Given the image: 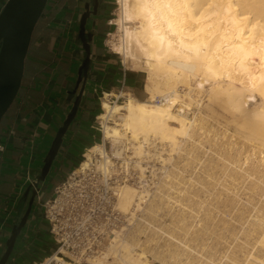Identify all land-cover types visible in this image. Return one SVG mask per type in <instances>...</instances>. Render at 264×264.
Listing matches in <instances>:
<instances>
[{"label":"bare ground","instance_id":"1","mask_svg":"<svg viewBox=\"0 0 264 264\" xmlns=\"http://www.w3.org/2000/svg\"><path fill=\"white\" fill-rule=\"evenodd\" d=\"M119 1L123 7L122 17L124 22L122 29L124 31V42L121 43V47H117V51L120 50L119 52L124 55L125 62L130 61L138 66H141L140 63H144V69L147 73V84L145 88L149 97L144 100H139L132 96H127V100L119 104H110L108 97L103 98L101 103L103 112L98 115V119L102 120L103 123L104 140H108L113 144L112 152L118 157L122 154L121 147H126V142L129 141L131 148L133 149L132 151L137 159L142 158L146 154V148L151 144V141L154 140V142H157L158 140L160 144L162 142L163 145H167L170 148V150H168L169 157L166 158V160L162 158V154H159L161 159L168 163L169 160L171 162L173 159V153H179L180 155L181 152L186 151L189 157L195 154V149H201L198 144H196L195 136L205 133L210 134V132H208L211 130H209L207 116L198 112L193 113V117H190L192 106H199L200 102L203 101V98H206L212 106L220 105L227 109V111L230 112L231 121L237 126L236 133H231L228 129H225L222 132L221 136H224L223 138L228 137L229 140L227 139V141L225 139L227 145L222 142L224 144L222 152L216 148L217 146L215 148L220 152L213 148L215 150L213 153L217 155L218 160L216 159L217 161H215V159H212L214 162H212L213 164L210 163L208 167L212 164V168L214 166L216 169V164L218 163L222 166H220V168L225 172L229 171V167L232 168V173L229 175L230 178H227L232 179V181H235L236 178L240 179V177L238 178L235 176L238 175L235 174L238 173L236 171L238 169L241 171L239 174L241 178H243L241 179L242 183L244 182L245 184V181L248 178L253 179L250 180V185L252 186L250 191L253 192V195H255V193L258 194L257 196L260 197L258 201L261 205H257L258 207H255V211L252 210L256 213L255 216L251 217L254 219L252 220L253 222L251 221L252 223L250 222V231H247L246 234L243 232L246 239L248 236L253 237L255 235L253 238L256 248L252 245V249L255 248L254 251L247 249L244 253V259L242 262L239 261L240 258L236 257V255L232 256L231 254L232 257H230L227 255L228 253H226L228 256V262L226 264H264V0ZM182 86H185V89L188 91L182 89ZM185 98L189 101L186 102L184 100ZM157 99H160L161 101H158ZM108 120L112 122H107ZM216 133L218 132L212 134L215 137L211 138L214 142L217 136ZM207 139L210 140V138ZM183 141H192L196 145H193L192 148L189 149L186 148L187 150H185V148L182 147ZM199 145L201 144L199 143ZM193 147L195 149H193ZM234 151L237 153L236 156H232ZM90 152H99L105 158V151L101 149L99 144L92 147ZM91 155L92 154L89 153L87 154L88 159L91 158ZM160 157L157 156V158ZM219 161L222 162L219 163ZM87 163H89L88 160L84 161L83 166H87ZM136 163L137 166H139V169L143 170L142 166H140L141 162L136 161ZM108 165L109 161L104 160L100 165V169H103L108 173L110 171ZM167 173L165 172L164 174ZM171 173H173V171ZM213 173L214 172L210 174ZM210 174L207 175L210 177L212 176ZM221 174L223 175V173ZM226 174L228 175L229 173ZM176 176L177 175H172L173 178ZM167 180L166 183L168 182ZM237 181L238 180H236V182ZM175 182L173 183L172 181L173 185L177 184ZM169 185L166 186V188H168ZM250 185L248 182L247 187ZM182 187V190H179L178 188L175 189L181 191L179 193H183L186 191L184 189L186 186ZM178 190H176V192ZM164 191H166V189ZM118 193V205L121 211L125 214H130L135 206L139 208L140 204L138 201L147 202L145 200L148 193L137 190L134 186L129 184L120 186ZM186 194V197L182 196L179 198L176 196L170 197L171 194L169 195L168 193V195L166 194L167 196L164 195L166 198L164 200H166V202L172 200V203L174 201V203L180 207L178 209L181 213L178 212V214L173 215L172 218L174 217L175 221L177 219L176 223L179 222L180 226L182 225L180 228H183V232L187 234L189 227L184 224L189 223L190 221H187L191 219V217L192 219L194 218L193 216L188 215L189 212L193 211V208L191 209L187 206V203L188 201H191V203L189 202L190 205H194L197 198L194 201V196L193 199H191L192 197L190 194H188L190 197ZM261 197L263 199H261ZM160 198L163 199V196L161 197L160 195L159 199ZM183 199H186L187 203H184ZM249 199H251V197L248 198V201ZM161 201L165 202L163 200ZM197 202H199V200H197ZM240 202L241 200L239 203ZM205 203L206 202L202 204ZM149 204V207L147 206V211L148 215L152 216V213L155 212L156 209L153 208L155 207L153 206L154 202ZM169 204L171 205V203ZM192 205L191 207L195 206ZM199 205L196 206L198 207ZM254 205L255 203L252 204V207ZM242 206L244 205H241V207ZM248 206H245V208H248ZM157 207H159V205H157ZM241 211L243 212V210ZM244 211L246 212V209ZM245 212L243 213L245 214ZM192 214L195 216L196 212ZM192 214L190 213V215ZM252 214L250 213L251 216ZM209 216L211 217V215ZM209 216L206 217L210 219ZM249 216L248 220L250 219ZM196 217L201 219L199 214ZM214 219L216 220V217ZM192 222H196L195 218ZM159 227L160 226L154 227V235L152 236H156L157 233H165L167 235L165 236L168 238V243H166V245L168 244V249L162 248L163 250L157 251L156 253L157 258L155 257V259H159L160 261L158 262H161L160 264H220L222 262V259L220 260L218 257L217 258L220 262H215L216 258H212L215 254H212V256L209 257L203 255L202 252L200 253V251L198 252L193 249L192 246L180 238L183 237L184 234L177 235L172 233L174 231L176 232V229L174 231L165 230L166 233ZM210 230L212 231V229ZM191 235L194 234L192 233ZM196 236L197 235L193 236L195 237L194 239H197ZM153 239H151V242H153ZM194 239L187 240L188 242L191 241L193 244L195 242ZM245 243L248 244L247 240ZM245 243L242 242V245H247ZM148 244H140V238L124 240L116 235L108 246L107 251L95 257L94 260L91 261V264H108L111 255L115 258L118 264H149L147 260L148 255L146 254L147 251H149V248L146 247ZM197 245H200V243L198 242ZM201 245H204V243ZM137 247H139L141 252L136 250ZM244 247L245 246H242L241 249ZM206 252H208L207 249ZM63 264L73 263L63 262ZM109 264H112V262Z\"/></svg>","mask_w":264,"mask_h":264},{"label":"crops","instance_id":"2","mask_svg":"<svg viewBox=\"0 0 264 264\" xmlns=\"http://www.w3.org/2000/svg\"><path fill=\"white\" fill-rule=\"evenodd\" d=\"M74 5L73 0H59V4L53 7L49 0L33 32L19 95L0 124V144L5 147L0 151V259L6 253V242L12 229L11 202L21 184L32 177L41 159L38 147L52 124L57 107L65 110L75 98H71L72 93L65 94L74 79H68L74 61L71 60L73 50L69 52L71 43L65 29L76 13ZM62 24L63 27L58 26ZM139 78L127 74L112 53L98 43L91 56V72L80 106L62 142L60 164L61 168L66 165L68 169L59 176V159H56L50 174L51 177L55 173L59 179L55 185L79 164L85 149L100 140L95 124L101 112V92L112 93L123 82L135 90L140 87ZM126 94L134 96L131 92ZM52 194L48 192L44 201ZM41 207L42 204L34 210L6 264H40L53 254L56 246Z\"/></svg>","mask_w":264,"mask_h":264},{"label":"rangeland","instance_id":"3","mask_svg":"<svg viewBox=\"0 0 264 264\" xmlns=\"http://www.w3.org/2000/svg\"><path fill=\"white\" fill-rule=\"evenodd\" d=\"M74 1V6H76V1L75 0H73ZM50 2L52 3V5H53V7H56L57 6V4H59V0H50ZM102 7H103V10H102V14H103V17H104V26H103V28L102 29H105L104 30V34H103V36H102V38L100 39V41H98V43H102L103 45H104V47L108 50V51H110L111 53H112V55L115 57V59H116V61L117 62H119L120 64H121V66H122V68H125V71H126V73L127 74H131V75H138V76H140V78H139V80L141 81V83H140V87L139 88H137V89H135V90H131V89H129L128 88V85L125 83V82H123L124 83V90H125V92H131L134 96H132L131 94H124L125 95V99H124V101L123 102H125L126 100H127V96H132V97H134V98H139V100L140 99H142V100H144V99H147L148 97H149V95L147 94V92H146V88H145V86H146V84H147V73H146V71H145V69H144V63H140V65L141 66H138L137 64H133V63H131L130 61H126L125 62V59H124V55L121 53V52H119V51H117L118 49H117V47L118 46H120L121 47V43H123L124 42V38H123V35H124V31H123V29H122V27H123V22H124V19H123V7H122V4L120 3V1L119 0H103V5H102ZM76 9H77V7H75ZM75 9V12L77 11ZM76 16V13L74 14V17ZM74 17H73V19L72 20H69V22H68V24L66 25V32H67V34L69 35L68 36V41H70L69 43H71L70 45H69V52L70 53H72V50H73V48H72V44L74 43L73 42V39H72V21L74 20ZM59 27H63V24L62 25H58ZM123 38V39H122ZM143 66V67H142ZM27 69V68H26ZM28 70V69H27ZM26 76H27V74H26ZM122 85V84H121ZM121 85H120V87H121ZM182 89H185V86H182ZM185 91H188L187 89H185ZM19 95V94H18ZM18 95H17V97H18ZM102 95L100 94V97H101ZM136 98V99H137ZM17 99V98H16ZM103 99V98H102ZM186 102H188L189 100L187 99V98H185L184 99ZM122 103V102H121ZM117 104H119V103H117ZM207 105V106H206ZM221 107H223V106H220V105H213L212 106V104H210V102H209V100L207 101V99L206 98H203V101H201L200 102V105L199 106H197V105H194V106H192V110H191V114H190V117L192 116L193 117V113H198V112H201L202 114H204L205 116H207V120H208V126H209V130H211V131H208V132H210V134L209 133H205V134H207V135H205V134H201V135H196L195 136V140H196V144H198V146H199V148H201V149H195L194 147H193V149H195L196 151L194 152L195 154H193V155H191L190 157H189V155L186 153V151H184V152H181L180 153V155H179V153H173L172 154V157H173V159L171 160V162H170V160L168 161V163H166V158H168L169 157V152H168V150H170V148H169V146H167V145H163L162 144V142H161V144H160V142L157 140V142L155 141L154 142V140L153 141H151V144L146 148V150L147 151H149V155H150V153H151V155H152V158L149 160V167H148V169H149V171H151L150 173H148L147 175H146V177H147V179L149 180V184H150V186H151V196H150V202L149 203H152V202H154V204H153V206H155V207H153L154 209H156L155 210V212H153L152 213V216H150V215H148L149 217H150V219L151 220H153V222H154V226L155 227H158V226H163V229L164 230H170V231H174L175 229H176V232L174 231V232H172V233H175V234H184L183 235V237H185L186 239H188V240H193L195 237H193L194 235H199L198 237L196 236V238L197 239H194L195 240V242L193 243V244H195L196 242L198 243H200V245H197V243L195 244V245H197L196 247L197 248H201L202 246H204V247H202L201 249L199 248V250H200V253L202 252V254L203 255H205V256H212V254H215V255H213V257L212 258H216L215 259V262H220V260L222 259V262L220 263V264H226L228 261H227V258H228V256L227 255H229L230 257H232V256H235L236 255V257H239L240 259H239V261L240 262H242V260L244 259V253H245V251L248 249V250H253L254 251V249L256 248V245L254 244V236L252 237V236H248L247 237V239L245 238V234L247 233V231H250V222L254 219H252L251 217H253V216H255V213H254V211H255V207H258L259 205H261V203L258 201L259 199H260V197H258L257 195L258 194H256L255 193V195H253V192L252 191H250L251 189L250 188H252V186L250 185L251 184V182H250V180H253V179H251V178H248V179H246V181H245V184H244V182L242 183V181H241V179H243V178H241V176H240V170L238 171V170H236L238 173H235V174H238V175H235L236 177H240V179H237L236 177V180H238L237 182H236V180L235 181H232V179H227V178H230V173H232V171H231V169L232 168H228V170L229 171H227V172H225L224 170H222L221 168H220V164H216L217 165V167L221 170H219L217 167H216V169H215V167L213 166V168L215 169H213L212 168V162H214V160L212 161V159H215V161H217L218 160V157H217V155H215L213 152L215 151L214 149H216V148H218V150H220L221 152L223 151V147H224V144H226L227 145V142H226V140L228 139L229 140V138L227 137H225V138H223L224 136H221L222 135V132L225 130V129H228L229 130V132L231 131V133H236V127L237 126H235V123L234 122H232L231 121V118H230V112L229 111H227V109H225L224 107L223 108H221ZM100 108H101V103H100ZM224 109V110H223ZM198 110V111H197ZM196 111V112H195ZM218 111H219V113H218ZM227 111V112H226ZM103 112V109L101 108V112L100 113H102ZM99 113V114H100ZM98 114V115H99ZM224 115V116H223ZM6 116V115H5ZM4 116V117H5ZM217 116V117H216ZM210 118V119H209ZM230 118V119H229ZM229 119V120H228ZM96 121H97V119H96ZM229 121V122H228ZM228 122V123H227ZM218 123V124H217ZM112 124V123H111ZM223 124V125H222ZM228 126V127H227ZM223 128V129H222ZM213 130V131H212ZM215 130V131H214ZM215 132H220L219 134L218 133H216L217 134V136H216V140H215V142L211 139L212 137L214 138L215 136L214 135H212V134H214ZM238 134V133H237ZM97 135H98V137L99 138H101L102 137V134L100 133V132H97ZM203 135V136H202ZM199 136H200V139H199ZM207 136H209V137H207ZM220 136V137H219ZM238 136V135H237ZM203 137V138H202ZM207 138H210V140L209 139H207ZM202 139H205V140H202ZM223 139V140H222ZM226 139V140H225ZM185 140V139H184ZM208 140V141H207ZM227 140V141H228ZM155 144H154V143ZM190 142V143H189ZM202 145H199V143ZM202 142H204V143H202ZM208 142H209V144H208ZM214 142V143H213ZM220 142V143H219ZM224 144H223V143ZM226 142V143H225ZM154 145H153V144ZM183 144H182V147L183 148H185V150H187L186 148H192V146L193 145H196L194 142H192V141H186V142H182ZM222 143V144H221ZM96 144H98V143H96ZM96 144H94L93 145V147L96 145ZM157 144H158V146H157ZM187 144V145H186ZM192 144V145H191ZM215 144V145H214ZM221 144V145H220ZM213 145V146H212ZM151 146V147H150ZM165 146V147H164ZM187 146V147H186ZM217 146V147H216ZM236 146V145H235ZM150 147V148H149ZM157 149H156V148ZM209 147V148H208ZM216 147V148H215ZM221 147V148H220ZM236 147H238V146H236ZM149 148V149H148ZM163 148V149H162ZM169 148V149H168ZM211 148V149H210ZM214 148V149H213ZM152 149V150H151ZM165 149V150H164ZM166 149H167V151H166ZM205 149V150H204ZM154 150V151H153ZM207 150V151H206ZM211 150H213V151H211ZM217 150V149H216ZM217 150V151H218ZM244 150V149H243ZM157 151V152H156ZM205 151V152H204ZM210 151V152H209ZM220 151H218V152H220ZM160 152V153H159ZM233 152V151H232ZM232 152H231V154H232ZM158 153V154H157ZM212 153V154H211ZM157 154V155H156ZM159 154L162 156V158L163 159H165V160H162L161 159V157L159 156ZM207 154V155H206ZM234 154V155H233ZM232 154V156H236V154L237 153H235V151H234V153ZM188 155V156H187ZM154 156H156V157H154ZM157 156L158 157H160V158H157ZM183 156V157H182ZM196 156V157H195ZM239 156V155H238ZM215 157V158H214ZM143 159V158H142ZM141 159V160H142ZM211 159V160H210ZM217 159V160H216ZM140 160V162L142 163V164H140V166H142V167H146V164H143V160L141 161ZM160 160H162V161H160ZM189 160V161H188ZM196 160V161H195ZM163 161H165V162H163ZM183 161V162H182ZM191 161V162H190ZM201 161V162H200ZM209 161H211V162H209ZM187 162V163H186ZM189 162V163H188ZM209 162V163H208ZM220 162H222V161H219V163ZM202 163V164H201ZM210 163H212L211 164V166H209L208 167V165H210ZM227 163V162H226ZM78 166V165H77ZM76 166V167H77ZM184 166V167H183ZM138 168H139V166H137ZM181 167V168H180ZM212 169H211V168ZM222 167V166H221ZM75 168V167H74ZM73 168V169H74ZM101 168V167H100ZM179 168V169H178ZM185 170H184V169ZM208 168H210V169H207ZM72 169V170H73ZM237 169V168H236ZM72 170H70V172L72 171ZM166 170V171H165ZM169 170V171H168ZM180 172H179V171ZM206 170H207V172H206ZM173 171V173H171ZM176 171H178V172H175ZM210 171V172H209ZM223 171V172H222ZM231 171V172H230ZM69 172V173H70ZM167 173V174H164V173ZM184 172V173H183ZM206 172V173H205ZM212 172H214L213 174H210V173H212ZM69 173L66 175V177H64L58 184H61L64 180H66V178H67V176L69 175ZM171 175H170V174ZM178 173H180V174H178ZM221 173H223V175L221 174ZM226 173H229L228 175L226 174ZM207 174H210V175H212V176H208ZM215 174V175H214ZM168 175H170V176H168ZM172 175H177L175 178H173L172 177ZM229 176V177H227V176ZM234 176V175H233ZM167 177H169V178H167ZM215 177V178H214ZM218 177V178H217ZM168 180H167V179ZM224 178V179H223ZM166 180L168 181L167 183H166ZM171 182H170V181ZM240 180V181H239ZM245 180V179H244ZM172 181H173V183L175 182V183H177L176 185H181V184H183V185H181V186H176L175 184L173 185V183H172ZM230 181H232V182H234V183H232V182H230ZM249 182V187H247L248 186V182ZM170 183H172V184H170ZM192 183V184H191ZM201 183V184H200ZM212 183V184H211ZM57 184V185H58ZM170 184V185H169ZM201 186H200V185ZM218 184V185H217ZM231 184V185H230ZM243 184V185H242ZM169 185V187L168 188H166V186H168ZM173 187H172V186ZM224 185V186H223ZM234 185V186H233ZM238 185V186H237ZM246 185V186H245ZM176 186V187H175ZM182 186H186V188H184L186 191L185 192H183V193H179V192H181V191H179V190H182L183 189V187ZM196 187V188H195ZM233 187V188H232ZM248 189H247V188ZM173 190H172V189ZM175 188H178V189H175ZM181 188V189H180ZM166 189V191H164ZM61 190H63V187L61 188ZM159 190V191H158ZM169 190V191H168ZM176 190H178L177 192H176ZM235 190V191H234ZM162 191V192H161ZM167 192V193H166ZM186 192H187V194H186ZM245 192V193H244ZM164 193H166L167 195H168V193H169V195H170V197H172V196H176V197H184L185 196V194L186 195H188V194H190V196L192 197L191 199H193V196H194V201H195V199H196V202H195V206L194 205H192V206H194V207H191V205H190V203H191V201H188V203H187V200L185 199H183L184 200V203H187L188 205L187 206H189L194 212H196V215L194 216V214H192V213H194L193 211L192 212H189V216H193L194 218H195V221L196 222H192L193 221V219H192V217H191V219H189L187 222H192L191 224H189V223H187V224H184L185 226H187V227H189V229H188V232H187V234L186 233H184L183 231H184V229L182 230L180 227L182 226H180V223L178 222V223H176V221H177V219H176V221L174 220V217L172 218V216L173 215H176V214H178V212H180L179 211V209L178 208H180V207H178L177 206V204L176 203H174V201H173V203L170 201V202H166V200H164V199H166L165 197H164V195H166V194H164ZM179 193V194H178ZM193 193V194H192ZM238 193V194H237ZM161 195V197L163 196V199H159V197H160V195ZM182 194V195H181ZM184 194V195H183ZM196 194V195H195ZM204 194V195H203ZM236 194V195H235ZM246 194V195H245ZM249 196H248V195ZM159 195V196H158ZM166 195V196H167ZM156 196V197H155ZM189 195H188V197H190ZM227 196V197H226ZM245 196V197H244ZM186 197V196H185ZM229 197H231V198H229ZM246 197H247V199H246ZM249 197H251V199H249V201H248V198ZM263 197H264V195H263ZM234 198V199H233ZM241 198V199H240ZM254 198V199H253ZM158 199V200H157ZM226 199V200H225ZM228 199V200H227ZM229 199H232V200H229ZM241 200V202L239 203V201ZM257 201H256V200ZM261 199H263L262 197H261ZM153 200V201H152ZM160 200V201H159ZM161 200H163V201H165V202H162ZM197 200H199V202H202V203H204V202H206L205 204H202V203H199V202H197ZM201 200V201H200ZM203 200V201H202ZM234 200V201H233ZM252 200V201H251ZM264 200V199H263ZM160 203H159V202ZM194 201H193V203H194ZM232 201V202H231ZM259 202V203H256V202ZM190 202V203H189ZM232 204H231V203ZM243 202V203H242ZM248 204H247V203ZM250 202H251V205H250ZM255 203V205L252 207V204L253 203ZM263 202V201H262ZM165 203H168V204H165ZM169 203H171V205L169 204ZM196 203H199V204H196ZM235 203V204H234ZM239 203V204H238ZM174 204V205H173ZM150 205V204H149ZM157 205H159V207H157ZM176 205V206H175ZM196 205H199L200 206V208H199V206L197 207ZM234 205V206H233ZM241 205H244V206H242L241 207ZM249 205V206H248ZM258 205V206H257ZM245 206H248V208H245ZM149 207V206H148ZM198 209H197V208ZM204 207V208H203ZM220 207H221V209H220ZM243 207H244V209H243ZM210 208V209H209ZM227 208H229V209H227ZM238 208V209H237ZM254 208V209H253ZM202 209V210H201ZM219 209V210H218ZM224 209V210H223ZM231 209V210H230ZM246 209V212L244 211ZM248 209V210H247ZM148 208H146V212H147V214H148ZM173 210V211H172ZM209 210H210V212H209ZM239 211V213H238V211ZM241 210H243V212H245V214L241 211ZM250 210V211H249ZM252 210H254V211H252ZM197 211H200V212H197ZM207 211V212H206ZM233 211V212H232ZM209 212V213H208ZM232 212V213H231ZM248 212V213H247ZM252 214V216L250 215V213ZM181 213V212H180ZM190 213L192 214V215H190ZM204 213H206V214H204ZM207 213H208V215H207ZM211 213V214H210ZM243 213V214H242ZM198 214H199V217L201 218V219H199L198 217H196V216H198ZM250 216H249V215ZM185 215V214H184ZM209 215H211V217L209 216ZM241 215V216H240ZM209 216V218L210 219H208L207 217ZM214 216V217H213ZM226 216H227V218H226ZM248 216L250 217V219L248 220ZM216 217V220L214 219ZM239 217V218H238ZM205 218V219H204ZM230 218V219H229ZM198 221H197V220ZM204 219V220H203ZM208 219V220H207ZM212 219V220H211ZM244 219V220H243ZM206 221V222H203V221ZM210 220V221H209ZM213 220H214V222H213ZM232 220V221H231ZM235 220V221H234ZM242 220V221H241ZM174 221V222H173ZM224 221V222H223ZM234 221V222H233ZM249 221V222H248ZM203 222V223H202ZM212 222H213V224H212ZM229 222V223H228ZM239 222V223H238ZM253 222V221H252ZM251 222V223H252ZM199 223V224H198ZM205 223V224H204ZM223 223V224H222ZM244 223H246V224H244ZM248 223V224H247ZM179 226H177V225ZM193 224V225H192ZM207 224V225H206ZM211 224V225H210ZM222 224V225H221ZM171 225H173V226H171ZM191 226V228H190V226ZM202 225V226H201ZM214 225V226H213ZM224 225V226H223ZM207 226H208V228H207ZM212 226H213V228H212ZM220 226V227H219ZM187 227H186V230H187ZM215 227V228H214ZM224 227V228H223ZM167 228V229H166ZM171 228V229H170ZM174 228V229H173ZM178 228H180V229H178ZM194 228V229H193ZM199 228V229H198ZM206 228V229H205ZM242 228V229H241ZM201 229V230H200ZM210 229H212V231L210 230ZM225 229V230H224ZM228 229V230H227ZM236 229V230H235ZM241 229V230H240ZM181 230V231H180ZM190 230V231H189ZM192 230H193V232H192ZM204 230V231H203ZM210 230V231H209ZM216 230V231H215ZM220 230V231H219ZM246 230V231H245ZM169 231V232H170ZM196 231V232H195ZM223 231V232H222ZM233 231H234V233H233ZM242 231V232H241ZM178 232V233H177ZM191 232V233H190ZM201 232V233H200ZM207 232V233H206ZM240 232V233H239ZM243 232H245V234H243ZM194 234V235H191V234ZM211 233V234H210ZM215 235H214V234ZM186 234V235H185ZM193 237V239H192V237L190 236V235ZM226 234V235H225ZM236 234H237V236H236ZM154 235V234H153ZM156 235V234H155ZM207 236V237H206ZM153 237V236H152ZM155 237V238H154ZM153 238H151V239H153V242H151L152 240L150 239V241L148 242L149 244H156V243H158V241H159V239H160V237L158 238L157 237V235L156 236H154ZM210 237V238H209ZM227 237V238H226ZM236 237V238H235ZM252 237V238H251ZM215 238V239H214ZM248 238H251V239H248ZM157 239V240H156ZM205 239V240H204ZM223 239V240H222ZM228 239V240H227ZM240 239V240H239ZM155 240V241H154ZM220 240V241H219ZM247 240V242H248V244L247 243H245V241ZM202 241V242H201ZM240 241V242H239ZM190 243H191V241H189ZM242 242L243 243H245V244H247V245H242ZM147 243V244H148ZM202 243H204V245H201ZM236 245H235V244ZM238 243V244H237ZM240 243V244H239ZM148 244V245H149ZM209 244H210V247H209ZM229 245V246H228ZM242 246H245L244 248H246V249H241V247ZM252 245H254L255 246V248L254 249H252ZM207 246V247H206ZM236 247V248H235ZM238 247V248H237ZM251 249H250V248ZM152 248H153V246H152ZM162 248H164V249H168V244L166 245V243L164 244V246H162L161 247V249ZM204 248V249H203ZM210 248V249H209ZM227 248V249H226ZM206 249H207V251L208 252H206ZM239 249H241V250H239ZM154 250V249H153ZM153 250H150V253L149 254H147L148 256H147V260H148V263L149 264H160L161 262H158V261H160L159 259H155V257H156V253L154 254V251ZM205 250V251H204ZM213 250V251H212ZM225 250H227V251H225ZM234 250H236V251H234ZM239 252H238V251ZM242 250H243V252H242ZM138 252H141V250H137ZM151 251H153V252H151ZM204 252V253H203ZM211 254H210V253ZM224 252V253H223ZM256 252H258V251H256ZM207 253V254H206ZM222 253H223V255H222ZM226 253H228L227 255H226ZM236 253V254H235ZM243 253V254H242ZM259 253V252H258ZM155 256H154V255ZM231 254H232V256H231ZM217 255V256H216ZM221 255H222V257H221ZM226 256V258H225V256ZM186 256V255H185ZM215 256V257H214ZM223 256H224V258H223ZM220 259H218V258ZM112 258L113 257H111V261L109 260L108 261V264L109 263H111L112 262V264H118V262L115 260V258H113V260H112ZM157 258V257H156ZM226 259V260H225ZM238 259V258H237ZM217 260V261H216ZM225 260V261H224ZM115 261V262H114ZM170 263V262H169Z\"/></svg>","mask_w":264,"mask_h":264},{"label":"built area","instance_id":"4","mask_svg":"<svg viewBox=\"0 0 264 264\" xmlns=\"http://www.w3.org/2000/svg\"><path fill=\"white\" fill-rule=\"evenodd\" d=\"M112 91L114 93L110 95L102 91L100 103L105 97H108L110 104L121 103L126 98L124 83ZM95 129L102 134L98 144L105 151V158L99 152L91 153L93 146L85 149L78 166L69 173L66 180L56 185L52 196L42 203L41 214L48 222L49 233L56 247L53 254L40 264H91L95 257L107 251L116 235L124 240L140 238V244L147 245V241L154 234V222L146 212L151 196V186L146 175L151 172L148 167L152 155L146 150L143 159H137L131 144L126 140V147H121V156H115L112 152L113 144L104 140V127L98 116ZM30 142L33 143V140ZM4 148V145L0 144V151ZM88 153L92 154L90 159L87 157ZM141 159L143 164H146V167H142L143 170L139 169L136 163ZM86 160L89 163L83 166ZM104 160L109 161L108 173L100 169ZM124 184L148 193L145 200L147 202L138 201L140 207L135 206L130 214L122 212L118 205L119 188ZM159 228L165 231L163 226ZM165 235L157 233V237H160L158 243L146 246L149 248L146 254L152 249L154 254L163 250L161 246L168 243ZM180 238L196 251H200L185 237ZM138 249L139 247L136 250ZM111 257L113 256L111 255L110 259Z\"/></svg>","mask_w":264,"mask_h":264},{"label":"water","instance_id":"5","mask_svg":"<svg viewBox=\"0 0 264 264\" xmlns=\"http://www.w3.org/2000/svg\"><path fill=\"white\" fill-rule=\"evenodd\" d=\"M48 2L49 0H0V124L20 91L25 70V61L33 32ZM91 54L92 46L89 44L87 56L81 65V69H85L82 85L78 91L74 92H71L70 88H68L65 94H75L74 100L65 110L60 106L57 107L52 124L44 140L38 147V152L41 149L42 157L48 146L51 145V151L49 150L50 152L45 158L47 166L46 171L43 172L41 177L42 180H44L45 176L50 177L55 165H53V162H56V156L63 142V138L71 128L77 114L87 83ZM76 63H72L68 79L75 77L74 67L77 65ZM80 81L81 78L78 80V84ZM36 186L38 187V185ZM37 194L38 192L36 191L32 196L29 208L22 222L23 224H25L32 210L33 203L38 196ZM14 244L13 238L11 248L0 259V264H6L12 253L11 250Z\"/></svg>","mask_w":264,"mask_h":264},{"label":"flooded vegetation","instance_id":"6","mask_svg":"<svg viewBox=\"0 0 264 264\" xmlns=\"http://www.w3.org/2000/svg\"><path fill=\"white\" fill-rule=\"evenodd\" d=\"M98 1V2H97ZM95 5L97 6L95 8ZM103 0H76V16L74 17V20L72 21V39H73V53L71 60L74 61L77 65L74 67V79L73 84L71 86V92L78 91L79 88L82 85L83 79H84V73L85 69H81V65L83 61L85 60L87 56V48L88 45L91 44L92 46V53L95 50V47L98 45V41L102 38V28L104 26V17L102 14L103 10ZM92 56V54H91ZM91 72V62L88 70V78ZM81 78L80 83L78 84V80ZM87 78V81H88ZM75 94L71 95V98ZM63 144V143H62ZM62 144L59 148L58 154L56 156V159H59L60 151L62 148ZM51 151V145L48 146L47 150L41 157L39 163L37 164L36 169L33 172V175L31 178L28 179V182H23L21 186L19 187V190L17 191L16 196L13 198L11 202L10 211L11 212V232L10 237L7 240V249L6 252L11 248V244L13 243L14 238V247L23 234V231L26 229L31 216L33 215L34 210L41 205L45 199V196L48 192L54 191V188L56 187L55 183H57L59 180L55 173L51 175V177L45 176L44 180H42L43 172L46 171V156ZM55 162H53V165ZM52 165V167H53ZM51 167V168H52ZM57 169L60 172L59 176H63L68 166L63 165L61 168L60 159L57 165ZM27 180V179H26ZM38 185V187L36 186ZM46 188L45 190L40 193V191ZM38 192V196L33 203L32 210L25 222L23 224V220L25 218V215L27 213V210L29 208L32 196L35 192ZM15 208V212L12 211ZM22 225V227H21ZM19 231V232H17ZM16 237V238H15ZM13 247V249H14ZM13 249L11 251H13ZM6 254V253H5Z\"/></svg>","mask_w":264,"mask_h":264},{"label":"trees","instance_id":"7","mask_svg":"<svg viewBox=\"0 0 264 264\" xmlns=\"http://www.w3.org/2000/svg\"><path fill=\"white\" fill-rule=\"evenodd\" d=\"M90 146H92V145H90Z\"/></svg>","mask_w":264,"mask_h":264}]
</instances>
